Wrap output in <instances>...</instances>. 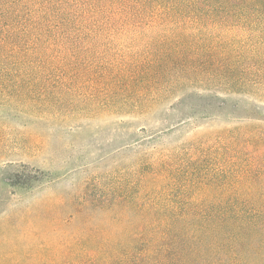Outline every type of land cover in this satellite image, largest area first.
Wrapping results in <instances>:
<instances>
[{
  "label": "rangeland",
  "instance_id": "rangeland-1",
  "mask_svg": "<svg viewBox=\"0 0 264 264\" xmlns=\"http://www.w3.org/2000/svg\"><path fill=\"white\" fill-rule=\"evenodd\" d=\"M199 33L97 30L77 47L79 72L0 80V264H46L102 225L108 232L118 209L137 202L132 196L158 202L144 196L172 187L159 174L169 160L189 162L194 178L186 187L197 192L262 187L251 155L231 165L225 158L227 142L236 146L241 134L264 127L250 95L256 89L229 92L223 81L172 71L167 91L129 99L132 82L162 71L158 64L144 69L150 52L179 40L202 44ZM210 95L227 101L207 107Z\"/></svg>",
  "mask_w": 264,
  "mask_h": 264
},
{
  "label": "trees",
  "instance_id": "trees-1",
  "mask_svg": "<svg viewBox=\"0 0 264 264\" xmlns=\"http://www.w3.org/2000/svg\"><path fill=\"white\" fill-rule=\"evenodd\" d=\"M118 28L163 29L174 35L193 30L200 31L203 40L188 47L181 40L170 48L163 43L156 54L150 52L141 62L144 69L151 72L158 64L162 71L155 78L146 75L132 82L131 102L142 92L159 96L167 91L168 74L179 71L223 81L229 92L256 89L250 95L255 96L252 102L264 121V0H0V80L75 74L80 71L75 67L77 59L83 55L77 48L80 43L92 42L97 30ZM85 32L89 35L84 36ZM128 67L131 71L142 68ZM209 97L204 98L209 101L207 107L216 105L217 99L221 105L227 101ZM238 139L236 146L226 143V162L231 165L237 156L251 155L248 164L258 170L254 180L260 189L197 192L186 187L194 178L189 162L185 167L183 161H166L159 174L172 187L144 196L153 195L158 202L141 203L142 195L132 196L137 202L118 209L120 218L108 232L102 225L95 237L88 235L44 262L264 264V127L244 132ZM187 199L196 202L187 203Z\"/></svg>",
  "mask_w": 264,
  "mask_h": 264
}]
</instances>
